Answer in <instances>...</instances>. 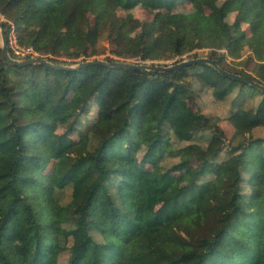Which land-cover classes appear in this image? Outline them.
Masks as SVG:
<instances>
[{"label":"trees","instance_id":"obj_1","mask_svg":"<svg viewBox=\"0 0 264 264\" xmlns=\"http://www.w3.org/2000/svg\"><path fill=\"white\" fill-rule=\"evenodd\" d=\"M213 1L0 0L19 43L53 64L89 58L104 35L116 55L130 45L144 60L192 53L215 63L173 72L14 66L0 45V264H264V138H253L264 129V90L216 68L264 86V0H225L208 18ZM178 2L199 14L190 36L185 15H158ZM138 5L154 17L120 16ZM232 13L235 27H250L245 45L224 21ZM245 47L250 71L219 52L236 58ZM203 48L212 51L193 52ZM207 97L227 104L224 117L203 109ZM183 102L194 108L189 119ZM222 119L234 128L228 143ZM193 163V173L174 174Z\"/></svg>","mask_w":264,"mask_h":264},{"label":"rangeland","instance_id":"obj_2","mask_svg":"<svg viewBox=\"0 0 264 264\" xmlns=\"http://www.w3.org/2000/svg\"><path fill=\"white\" fill-rule=\"evenodd\" d=\"M224 1L225 0H214L213 2L206 4L204 6V12H203L204 15L208 18H211L213 11L218 10L220 5ZM175 13H181V14L186 16V18L183 19L180 22V24L184 30L185 35L190 36V29L189 28H190L191 21L193 18H195L199 14L193 12V10L191 9L189 4L178 2L176 4L170 5L166 9L160 10L158 12V15H159L161 20L166 22L169 19V16L172 14H175ZM0 15L4 18V20L6 22L5 28H7L8 24H10V23L14 26L12 21L9 20L7 17H5L4 14H2L0 12ZM121 15L126 17V19H128V20L134 19V22L136 24H138L141 21L151 20L154 17V15L152 13L148 12L146 9H144L143 7H141L139 5L129 12L121 13L120 16ZM235 15H236V13H232L228 16H225L224 21L228 26L233 27L232 30H233L234 34L237 35L238 37H240L241 42L243 43V45H245L247 38L250 36V27L248 24H244L240 28L235 27L234 26ZM15 32H16V29H15ZM135 34H136V30L134 28H131L129 31H127L124 34V38L126 41L131 40L132 38H134ZM0 45H1V36H0ZM20 45L25 47V48H31V52L37 58H46V56H44V54L42 52L38 51L37 49L33 48L32 46H27V45H22V44H20ZM114 49H116V48L111 45V43L107 40L106 36L104 35L98 40V43H97L96 48H95L96 53L94 55L90 56L89 58L79 57L76 59H69L66 57H60L56 61V63L66 65V66H74L76 64L82 63L85 60L86 61L103 60V61H117V62H123V63H133V64H155V65L159 64V65L169 66V65H173V64H175L181 60H187L188 57H190L188 55L192 54V53H189V54H185L183 56H178V57H174V58H170V59L144 60V59H141L140 56L132 55L133 49L130 45L125 46V51L127 53L126 56L125 55H123V56L116 55V53L113 51ZM211 51H212L211 49H204L203 48V49L194 50L193 52L196 53L199 57H205L209 53H211ZM219 52L224 54L225 59H226L225 60L226 63L232 67H235L238 69L241 68V69H244L246 71H250L252 69V67L254 66L252 63H250L249 61L246 62V60H245L246 56L248 54H250L247 47H245V50H243V52H239L238 56L236 58L230 57L227 54L226 50H222ZM47 59H49V58H47ZM240 60H242L241 62L245 61V63L239 64L238 61H240ZM74 93H75V89L71 88L67 94V98L71 99ZM204 102H206V105L203 106V109H205L206 111H208L211 114H216V115H219L221 117L225 116V114L227 112V104L226 103L215 104L211 101V99L209 97L201 100V104H203ZM193 112H194V108L190 104H188L186 102H183L181 104V115L185 119H189L193 115ZM92 113H93V111H91L89 113V115L87 116V119H92ZM120 114H121L120 111L114 112L111 115L110 124H113V125L116 124L118 122V118H119ZM89 121H91V120H89ZM69 122H70V118L58 119L56 133L62 134L65 131ZM218 129L221 132L222 136L226 139V141H227L226 143H228V140L232 137V135L234 133L233 126L227 120L222 119L218 124ZM253 138H264V129H262V128L255 129L253 131ZM74 139L80 140L81 137L77 136ZM176 148H178V146ZM173 162L174 161L171 159H165V165L166 166L171 165ZM197 166H198V164L193 163V164L186 166L182 169L176 170L174 172V174L177 177L181 176L182 173H184V172L191 174L197 169ZM179 181L181 183L184 182L183 180H179ZM66 192H68V191H66ZM64 195H66V194H64ZM72 243H73V237L70 236L69 244L72 245Z\"/></svg>","mask_w":264,"mask_h":264},{"label":"water","instance_id":"obj_3","mask_svg":"<svg viewBox=\"0 0 264 264\" xmlns=\"http://www.w3.org/2000/svg\"><path fill=\"white\" fill-rule=\"evenodd\" d=\"M0 36H1V50H2V55L4 59L10 64L14 66H27V65H32V64H41L44 66H48L51 68H56V69H62V70H80L84 67L88 66H94V65H105L110 68H116V69H134V70H141V71H154V72H173L180 70L183 67H189L192 65H196L198 63H207L209 65L214 66L215 63L214 61L208 59V58H196V59H188V60H183L181 62L175 63L173 65L165 66V65H151V64H133V63H123V62H117V61H103V60H90V61H85L79 64H76L74 66H66V65H61V64H53L50 61H47L43 58H36V59H29V60H24V61H16L13 60L8 53L7 49V42H6V35H5V29L4 25L0 22ZM217 70L231 78V79H238L243 82H245L248 85H251L253 87H256L258 89L264 90V86L249 80L247 78H244L242 76H238L232 73H228L223 71L221 68L216 67Z\"/></svg>","mask_w":264,"mask_h":264},{"label":"built area","instance_id":"obj_4","mask_svg":"<svg viewBox=\"0 0 264 264\" xmlns=\"http://www.w3.org/2000/svg\"><path fill=\"white\" fill-rule=\"evenodd\" d=\"M0 22L4 25L9 56L16 61L36 59L37 57L31 52V48H25L19 44L15 27L10 23L8 27L5 28L6 22L1 15Z\"/></svg>","mask_w":264,"mask_h":264}]
</instances>
